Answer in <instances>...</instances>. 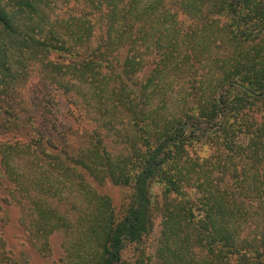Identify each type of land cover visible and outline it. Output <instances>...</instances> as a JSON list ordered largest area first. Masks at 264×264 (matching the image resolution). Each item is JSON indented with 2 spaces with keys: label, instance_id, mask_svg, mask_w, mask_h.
<instances>
[{
  "label": "trees",
  "instance_id": "1",
  "mask_svg": "<svg viewBox=\"0 0 264 264\" xmlns=\"http://www.w3.org/2000/svg\"><path fill=\"white\" fill-rule=\"evenodd\" d=\"M29 84L37 104L75 95L85 147L36 129ZM22 122L35 137L0 142V164L43 255L62 232L63 264H152L159 214L156 264H264V0H0V134ZM27 155L61 182L21 175ZM88 178L127 189L121 208ZM0 264H20L1 237Z\"/></svg>",
  "mask_w": 264,
  "mask_h": 264
},
{
  "label": "rangeland",
  "instance_id": "2",
  "mask_svg": "<svg viewBox=\"0 0 264 264\" xmlns=\"http://www.w3.org/2000/svg\"><path fill=\"white\" fill-rule=\"evenodd\" d=\"M58 7L62 10L61 13H64L68 9L62 2ZM32 84H29L21 90L24 100L22 106L29 109L31 113L35 112L36 117L33 121L35 122L36 129L44 131L45 128H43V126L47 124L49 119H56L57 127H50V129L51 136L56 141L55 145L57 146V151L65 149L70 152L85 147V145H87L86 132L93 130L96 126V124L90 122L86 108L72 101L75 95L65 96L62 92L55 90L52 94L53 98L51 102L43 101L44 103L37 104L35 96L31 93L33 90ZM45 107H47V109ZM48 111H50L52 115L49 117H42L45 112ZM27 119L26 116L22 117L24 123H26ZM23 122L21 123L23 127L19 130H11L6 134H0V142L25 144L30 141L31 137H35L32 136V128H25L24 125L26 124ZM106 143L112 153L116 154L122 149L121 146H118V144L114 142L113 138H109ZM46 149L51 148L47 147ZM37 150L39 151V148H37ZM40 157L45 160L33 163L35 160L34 156L27 155L19 159L17 164L22 173L21 175L30 177L31 179H40V182L46 185L45 188L48 189L47 185L61 182L62 177H59L57 173L53 171L49 160L43 155H40ZM88 181L99 193L109 196L116 209L119 210L121 208L125 196L128 193L127 189L109 182L104 185H99L90 178H88ZM67 191L56 198L57 206L62 213L73 211L75 207L76 209L81 207V203H76L71 193ZM16 199L18 200L19 196H17L15 192V187L13 183L8 180L0 164V237L5 242L7 251L10 253L11 257L20 264H63L62 259L65 255L63 247L65 239L64 234L62 232L54 233L49 239L50 252L43 255L35 245L36 242L29 235L28 226L30 218L26 216L25 211L16 202ZM161 232L162 217L157 214L155 231L146 241L147 253L153 258L152 264L158 262L156 254Z\"/></svg>",
  "mask_w": 264,
  "mask_h": 264
}]
</instances>
